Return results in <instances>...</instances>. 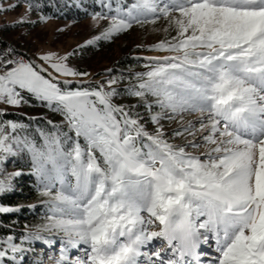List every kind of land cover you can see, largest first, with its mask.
<instances>
[{
  "label": "snow or ice",
  "instance_id": "obj_1",
  "mask_svg": "<svg viewBox=\"0 0 264 264\" xmlns=\"http://www.w3.org/2000/svg\"><path fill=\"white\" fill-rule=\"evenodd\" d=\"M91 2L106 23L72 49L0 48V104L59 117L0 119V193L27 174L37 194L0 204L36 217L0 224V264H264V0ZM40 7L5 28L46 21ZM146 25L162 37L133 45L140 70L69 63Z\"/></svg>",
  "mask_w": 264,
  "mask_h": 264
},
{
  "label": "rangeland",
  "instance_id": "obj_2",
  "mask_svg": "<svg viewBox=\"0 0 264 264\" xmlns=\"http://www.w3.org/2000/svg\"><path fill=\"white\" fill-rule=\"evenodd\" d=\"M60 4H64L63 0H58ZM2 3H16V0H2ZM34 3H38L34 1ZM86 6V5H84ZM65 10L68 12V15L65 14L62 18H53L44 13L41 9H33L29 13V19L36 20L37 17L43 13L45 16H48L44 22H37L36 24H22L18 26H10L5 28L6 24H11L13 20L18 19V17L25 10V0H19V5L15 9L0 11V36H2L6 41L13 44L16 48L26 51L29 54H32L36 51H56L62 53L72 49L76 44L81 43L84 39L88 38L90 35L96 34L101 30L106 21H102L100 25L93 26L91 24V19L88 15H85L83 19L76 20L74 19L73 11L65 4ZM99 8L91 9V11H98ZM163 21L160 24H157L156 27H160ZM162 37V33L150 31L149 26L140 28L138 26H133V28L116 37L111 41H102L107 48H97L92 52H89L88 47H85L77 56L73 57L69 63L78 68L81 71H87L90 74H99L92 75L91 79L96 80L100 79L104 75L105 68H116V60L124 55L133 51V54H140L142 50L134 51L133 45L138 43H149L154 42L157 39ZM91 47V46H90ZM91 53V54H90ZM150 54V53H145ZM79 57L85 60L86 66L81 65ZM0 108H6L7 110H16V111H25L26 107L22 106L19 108L13 106H7L0 104ZM35 108V109H34ZM37 111L36 107H32ZM188 117H186L187 119ZM169 126V125H166ZM175 126V122L170 125ZM32 211V210H31ZM39 211L37 207V212ZM40 244H36L37 252L40 249ZM76 252L73 251L72 255H75ZM27 259V258H25ZM45 261L46 264H51L50 261H47V252H45Z\"/></svg>",
  "mask_w": 264,
  "mask_h": 264
},
{
  "label": "trees",
  "instance_id": "obj_3",
  "mask_svg": "<svg viewBox=\"0 0 264 264\" xmlns=\"http://www.w3.org/2000/svg\"><path fill=\"white\" fill-rule=\"evenodd\" d=\"M38 2L41 7L40 9L49 15L50 17L53 18H62L65 14L68 15V12L65 10V4L70 7V9L74 12V19L79 20L83 19L85 15L83 8H87L89 11L91 9H95L98 6H94L91 2V0H80L81 7L76 6V0H63L64 4H60L58 0H34ZM86 5V6H84ZM107 48L108 45H106L104 42L100 41L98 46H89L88 50L89 52L94 51L96 48ZM140 50V49H134V51ZM133 51H130L127 54H124L120 56L116 60V68L114 69H127L129 66H135L136 70H140V62L136 61L133 59L131 56V53ZM91 54V53H90ZM79 61L81 65H85V60L81 57H79ZM26 110L25 111H16V110H7L8 115L0 117V119H24L23 116L17 117L15 115H12V113L20 112V113H27L28 115H37L39 113H46L53 119H58V116H54L52 113L47 112V110L43 107L40 106H35L37 111H29V110H34L32 107L25 106ZM16 168H23L24 172L26 173V167L19 162L13 164L12 160L9 159L7 163L4 165V170L5 171H13ZM32 178L28 176L27 174H22L19 177L14 178L13 184L14 188L10 192H5V193H0V204L3 205H9V206H14L17 204L21 205H27L29 203H33L37 199V194L34 191V189L31 187L30 181ZM13 220H17V224H12L13 228L16 229H22L23 225L27 222L29 224L34 223L36 221V217L31 214V210L23 207L19 209V211L12 212V213H6V214H0V224L3 225H8L10 224ZM9 231L8 228L6 227H0V233H7ZM19 232H17V235Z\"/></svg>",
  "mask_w": 264,
  "mask_h": 264
},
{
  "label": "bare ground",
  "instance_id": "obj_4",
  "mask_svg": "<svg viewBox=\"0 0 264 264\" xmlns=\"http://www.w3.org/2000/svg\"><path fill=\"white\" fill-rule=\"evenodd\" d=\"M8 44H11V43L6 41L2 36H0V48L6 47ZM11 45H13V44H11Z\"/></svg>",
  "mask_w": 264,
  "mask_h": 264
}]
</instances>
